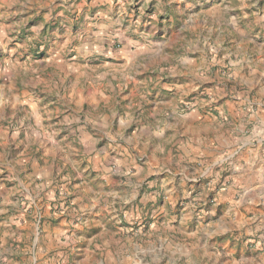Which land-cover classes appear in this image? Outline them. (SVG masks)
<instances>
[{
    "label": "rangeland",
    "instance_id": "obj_1",
    "mask_svg": "<svg viewBox=\"0 0 264 264\" xmlns=\"http://www.w3.org/2000/svg\"><path fill=\"white\" fill-rule=\"evenodd\" d=\"M101 1L0 0V264H264V0Z\"/></svg>",
    "mask_w": 264,
    "mask_h": 264
},
{
    "label": "crops",
    "instance_id": "obj_2",
    "mask_svg": "<svg viewBox=\"0 0 264 264\" xmlns=\"http://www.w3.org/2000/svg\"><path fill=\"white\" fill-rule=\"evenodd\" d=\"M106 2V0H102L101 3L104 4ZM107 2L109 3L110 0H107ZM117 15H121L123 14L122 10L118 11V13H115ZM119 22L122 21L121 18L118 19ZM198 120V119H197ZM201 120V119H200ZM192 124L195 121H191ZM201 122V121H198ZM190 126V125H188ZM187 141V142H186ZM183 141V154L180 153L181 156H179L181 158V160L185 159L186 161L188 160V162H191L193 160L197 161L198 159H206L208 157V153H209V149H214L216 150L221 143L220 140L218 142V139H216V141H214L213 143L209 144L208 146V142L206 139H197V140H192L191 142H189V140ZM216 143H219L217 146ZM210 147V148H209ZM183 155V157H182ZM208 159V158H207ZM43 189H45V186L43 185Z\"/></svg>",
    "mask_w": 264,
    "mask_h": 264
}]
</instances>
